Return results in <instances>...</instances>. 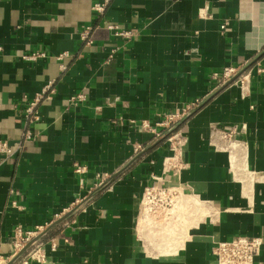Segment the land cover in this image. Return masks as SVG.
Returning <instances> with one entry per match:
<instances>
[{
	"label": "crops",
	"instance_id": "1",
	"mask_svg": "<svg viewBox=\"0 0 264 264\" xmlns=\"http://www.w3.org/2000/svg\"><path fill=\"white\" fill-rule=\"evenodd\" d=\"M97 1L0 0V140L14 149L0 154V264H218V242L264 239V0H112L101 16ZM35 51L48 58L23 59ZM228 66L238 77L217 87ZM50 82L19 150L27 103ZM196 102L179 126L183 167L165 174L167 145L137 126ZM154 177L181 200L144 221ZM47 226L46 259L19 256L15 229Z\"/></svg>",
	"mask_w": 264,
	"mask_h": 264
},
{
	"label": "built area",
	"instance_id": "2",
	"mask_svg": "<svg viewBox=\"0 0 264 264\" xmlns=\"http://www.w3.org/2000/svg\"><path fill=\"white\" fill-rule=\"evenodd\" d=\"M112 0H98L93 10L99 15H103L106 7ZM229 22L225 21L221 25V30H225ZM107 28L113 33L115 38H118L124 42L123 45L129 43L134 39L135 34L132 31L122 29L121 27L108 24ZM93 27H85L81 32V40L85 46H91L93 40L91 33ZM69 57L67 52L58 54L55 58L59 61ZM111 54L107 61L112 59ZM48 58V54L44 51H35L32 54L23 56V59L27 61H38L40 59ZM62 71H65L66 67L61 66ZM237 68L228 66L222 70L213 72L211 77L217 87L230 83L236 79L239 75ZM55 93V86L53 82L48 83L42 92L38 94L31 101H28L27 107L23 114L25 131L23 139L18 144V149L22 150L25 144L32 140L33 132L31 126L40 120V106L51 100ZM85 100L84 94L71 97L69 100L70 105H77ZM196 103L186 104L183 108L176 111L164 112L157 114L152 121L144 120L138 124V128L142 131L150 134L155 141L164 142L167 145L170 154L164 159L163 170L164 173H171L175 176L179 175L183 167L181 160L184 151V146L187 143V138L180 131L179 126L186 120L194 111ZM133 125L134 121L131 122ZM141 146L136 148V151L140 150ZM14 153L13 147L10 146L7 140H0V154L10 156ZM155 183L153 185L146 186L144 188L141 205H140V216L148 214L149 216L159 218L162 216L169 215V211L173 207L175 198L178 195V189L174 187L171 182H166L165 179L154 177ZM12 206L16 207V202H12ZM49 226L39 227L35 231H23L21 228H16L14 231V243L15 247L22 251L28 244L33 240L45 235L48 231ZM264 245V239L262 237H246V236H235L230 240L218 242L214 247V255L216 256L218 264H254L255 258L260 255ZM27 259L37 260L39 262L44 261L45 253L43 245L40 239L34 242L29 249L24 252ZM24 264H28L27 261Z\"/></svg>",
	"mask_w": 264,
	"mask_h": 264
},
{
	"label": "bare ground",
	"instance_id": "3",
	"mask_svg": "<svg viewBox=\"0 0 264 264\" xmlns=\"http://www.w3.org/2000/svg\"><path fill=\"white\" fill-rule=\"evenodd\" d=\"M180 200H181V197H177V198H175L174 203H173V207H172L171 210L169 211V212H171V214H172L173 212H176V206H177V203L180 202ZM169 215H170V214H169ZM142 218H143L144 221H147V220L149 221V220L151 219V218L149 217L148 214L142 216ZM141 220H142V219H141Z\"/></svg>",
	"mask_w": 264,
	"mask_h": 264
},
{
	"label": "water",
	"instance_id": "4",
	"mask_svg": "<svg viewBox=\"0 0 264 264\" xmlns=\"http://www.w3.org/2000/svg\"><path fill=\"white\" fill-rule=\"evenodd\" d=\"M42 236H44V235H41L40 237H38V238H36L35 240H33L30 244H28L22 251H21V253L19 254V256H21L24 252H26L28 249H29V247L34 243V242H36V241H38ZM18 256V257H19ZM17 259V258H16ZM15 259V260H16ZM10 264H12V263H10Z\"/></svg>",
	"mask_w": 264,
	"mask_h": 264
},
{
	"label": "rangeland",
	"instance_id": "5",
	"mask_svg": "<svg viewBox=\"0 0 264 264\" xmlns=\"http://www.w3.org/2000/svg\"><path fill=\"white\" fill-rule=\"evenodd\" d=\"M169 214H171V212H169Z\"/></svg>",
	"mask_w": 264,
	"mask_h": 264
}]
</instances>
